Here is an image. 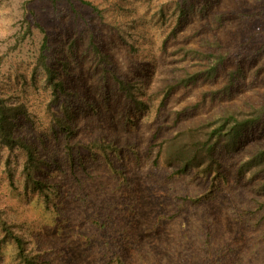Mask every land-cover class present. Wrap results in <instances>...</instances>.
I'll return each instance as SVG.
<instances>
[{"label": "rangeland", "instance_id": "rangeland-1", "mask_svg": "<svg viewBox=\"0 0 264 264\" xmlns=\"http://www.w3.org/2000/svg\"><path fill=\"white\" fill-rule=\"evenodd\" d=\"M180 5L183 12L177 8ZM38 25L46 29L49 39V66L69 91L81 95L73 108L70 143L113 145L122 152L121 158L111 155L118 170L125 169L141 183L148 179V172L157 173L158 146L177 131L213 120L228 108L264 106V0H65L58 6L48 0H0V96L27 106L32 120L21 121V132L46 155L48 151L41 145L44 139L46 148L61 162L68 161L66 134L52 133L47 75L42 68L35 69L45 37ZM92 35L94 44L109 57L106 68L92 50ZM216 40L222 44L218 50L209 46V41ZM186 48L230 57L209 77V62L186 56ZM114 75L135 84L137 103L118 86ZM187 75L194 80L179 85ZM167 86H173L168 97ZM262 148L264 118L247 129L237 151L221 153L227 180L209 209L221 222L218 236L233 250L229 264H248L264 255V224L259 225L262 213L250 216L253 221L246 217L240 224L239 214L233 211L249 198L264 203V193L258 189L264 175L257 180L238 175L240 163ZM17 156L18 162L14 157L11 164L16 176L11 185L5 164L8 152L1 154L0 207L14 220L29 221V234L38 236L42 252H55L58 264H79L87 253L79 235L94 229L90 216L79 209L69 228H53L54 215L25 192L23 156ZM105 161L104 157L98 163L89 159L92 176L83 174V180L87 188L99 187L100 196L110 197L119 179ZM67 163L64 173L51 176L62 187L72 177ZM184 180L190 189L196 187L190 177ZM171 184L177 194L180 181ZM165 206L168 209L173 204ZM2 237L0 232V242ZM13 254L14 246L4 244L0 260L10 262Z\"/></svg>", "mask_w": 264, "mask_h": 264}, {"label": "trees", "instance_id": "trees-1", "mask_svg": "<svg viewBox=\"0 0 264 264\" xmlns=\"http://www.w3.org/2000/svg\"><path fill=\"white\" fill-rule=\"evenodd\" d=\"M48 1L53 6H58L65 0ZM177 8L184 11L181 5ZM95 11L99 10L95 8ZM38 27L45 37L35 69L38 71L42 68L47 75L51 91L48 109L52 133L66 134L64 148L72 177L64 188L56 178L51 179L54 174L64 173L68 163L54 157L46 148L44 139H41V145L48 153L41 154L37 145L21 132V121L32 120L27 106L14 102L11 97L0 96V158L4 151L8 152L5 164L10 184H13L16 177L11 164L14 157L18 162L17 154H20L23 156L20 162L24 190L32 198L37 197L38 204L44 211L54 215L50 223L53 228H69L79 209L90 216L94 229L79 235L83 245L87 247V253L84 258L81 257L79 264H229L233 250L218 236L221 222L209 206L217 198L221 183L227 180L222 168L221 153L237 151L247 129L263 120L264 106L228 108L213 120L177 131L172 138L158 146L154 160L157 173L148 172V179L141 183L128 175L125 169L118 170L111 155L121 158L122 152L113 145L100 144L98 141L88 144L70 143L74 135L73 108L80 94L69 91L66 83L59 79V73L49 66L46 56L49 39L46 29L41 25ZM94 43L92 35V50L98 63L105 67L104 63L109 57ZM209 46L217 50L222 48L218 40L209 41ZM185 52L186 56L209 62V77L218 72L230 57L222 52H206L197 48H186ZM1 60L2 58L0 62ZM235 74L231 72L232 77ZM113 77L128 98L137 103L135 84L118 75ZM193 80V76L187 75L179 85L187 86ZM172 87L167 86L166 97L171 93ZM54 107L60 112H56ZM99 157L105 158L109 170L119 179L115 193L110 196H114L112 198L108 195L100 196L99 187L87 188L88 185L83 180V174L92 176L89 159L98 163ZM238 175L251 180L264 175V148L240 163ZM188 177L195 188L188 187V182L184 180ZM175 179L180 181L177 194L171 188ZM258 189L264 193V181ZM258 199L249 198L246 205L233 207L236 209L233 211L239 214L237 221L240 224L246 217L253 221L250 216L257 213H262L259 225L264 224V203ZM250 201L254 204H250ZM78 203L80 206H75ZM170 203L173 206L167 209L165 204ZM171 225L176 229L172 227L170 231L168 227ZM0 232L3 235L0 253L4 244L14 246L11 261L4 263L0 260V264H58L53 256L55 252L52 249L42 252V244H37L38 236L29 234V221L14 220L5 207H0ZM162 232L167 235L162 236ZM248 264H264V255L255 257Z\"/></svg>", "mask_w": 264, "mask_h": 264}]
</instances>
